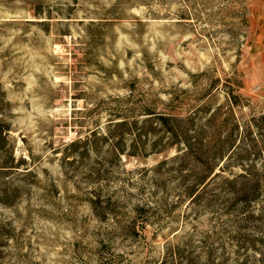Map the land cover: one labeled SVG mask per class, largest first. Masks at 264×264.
Listing matches in <instances>:
<instances>
[{
    "label": "rangeland",
    "instance_id": "rangeland-1",
    "mask_svg": "<svg viewBox=\"0 0 264 264\" xmlns=\"http://www.w3.org/2000/svg\"><path fill=\"white\" fill-rule=\"evenodd\" d=\"M0 264H264V0H0Z\"/></svg>",
    "mask_w": 264,
    "mask_h": 264
}]
</instances>
